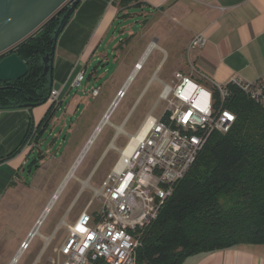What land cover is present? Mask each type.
Segmentation results:
<instances>
[{
  "label": "crops",
  "instance_id": "crops-1",
  "mask_svg": "<svg viewBox=\"0 0 264 264\" xmlns=\"http://www.w3.org/2000/svg\"><path fill=\"white\" fill-rule=\"evenodd\" d=\"M200 33L206 44L188 49ZM177 71L210 86L263 76L264 0L80 1L56 43L59 101L0 110V264L31 247L32 264L52 250L51 264L69 226L84 211L100 213L95 190L149 114L163 116L155 114L162 82ZM182 264H264V243L197 253Z\"/></svg>",
  "mask_w": 264,
  "mask_h": 264
},
{
  "label": "built area",
  "instance_id": "built-area-1",
  "mask_svg": "<svg viewBox=\"0 0 264 264\" xmlns=\"http://www.w3.org/2000/svg\"><path fill=\"white\" fill-rule=\"evenodd\" d=\"M206 42L204 34H196L188 49ZM230 85L264 108V75L251 81L238 77L227 83L214 81L207 88L177 71L171 82H162L159 100L166 104L163 116L149 114L103 186L95 190L102 210L95 217L84 211L69 226V236L50 258L51 264H137L145 230L174 195L211 135L232 129L237 115L225 105L231 97ZM98 92L99 88L92 90L93 95ZM124 93L125 88L119 91L112 108ZM59 98V89L52 88L48 99L56 104ZM27 246L28 241L22 244V250Z\"/></svg>",
  "mask_w": 264,
  "mask_h": 264
},
{
  "label": "trees",
  "instance_id": "trees-1",
  "mask_svg": "<svg viewBox=\"0 0 264 264\" xmlns=\"http://www.w3.org/2000/svg\"><path fill=\"white\" fill-rule=\"evenodd\" d=\"M68 7H61L3 55L16 52L28 71L20 79L0 81V110L48 100L53 86L44 74V57L52 50L54 32ZM230 88L225 105L237 115L232 129L211 135L145 230L137 264H182L197 253L264 243V108L240 88ZM230 196L236 197V204L224 203Z\"/></svg>",
  "mask_w": 264,
  "mask_h": 264
},
{
  "label": "water",
  "instance_id": "water-1",
  "mask_svg": "<svg viewBox=\"0 0 264 264\" xmlns=\"http://www.w3.org/2000/svg\"><path fill=\"white\" fill-rule=\"evenodd\" d=\"M81 0H0V81H12L22 78L28 71L27 63L16 52L3 56L13 46L23 41L38 29L47 19L69 2L57 29L54 32V44L44 57V74L53 80L57 39L74 13ZM27 103L24 108L32 107Z\"/></svg>",
  "mask_w": 264,
  "mask_h": 264
},
{
  "label": "rangeland",
  "instance_id": "rangeland-1",
  "mask_svg": "<svg viewBox=\"0 0 264 264\" xmlns=\"http://www.w3.org/2000/svg\"><path fill=\"white\" fill-rule=\"evenodd\" d=\"M67 4H69V2L65 3L64 5H67ZM204 85L207 88H210V85L209 84H205L204 83ZM160 90H161V87H160ZM162 111H165V103H163V102L160 103V105L158 106V108L155 111V114L156 115H159L160 114V116H161ZM223 200H224V203L225 204H230V203H234L235 202L236 197L235 196L225 197ZM235 204H236V202H235ZM39 238H40V236L37 235L35 240L37 241ZM51 251L52 250H49L46 253V255H44V257L40 260L39 264H50V262H49V256L48 255L50 254ZM34 258L35 257H34V254H33V248L31 247L21 257H19L18 260L15 263H13V264H32ZM1 259L2 258L0 257V260Z\"/></svg>",
  "mask_w": 264,
  "mask_h": 264
}]
</instances>
